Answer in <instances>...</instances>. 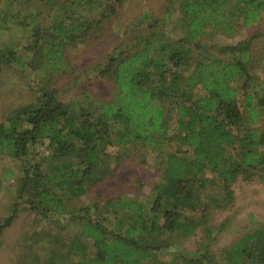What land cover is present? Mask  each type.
I'll return each instance as SVG.
<instances>
[{
  "label": "trees",
  "instance_id": "obj_1",
  "mask_svg": "<svg viewBox=\"0 0 264 264\" xmlns=\"http://www.w3.org/2000/svg\"><path fill=\"white\" fill-rule=\"evenodd\" d=\"M121 1L0 0V30L15 26L28 34L24 50L0 48V70L13 60L21 61L20 54L26 52L30 67L60 72L66 66L67 44L84 40L95 24L80 11L98 10L102 19L115 14ZM6 4L20 9L12 13ZM73 5L80 6L78 15L69 10ZM176 10L180 36L167 38L158 28L162 17L151 18L95 69L96 76L107 77L114 85L113 98L83 93L63 99L57 88L43 85L35 101L12 109L0 121V156L22 162L16 198L45 220L65 214L70 199L104 178L108 146L141 143L155 149L172 143L186 148L164 152L160 183L149 202L130 199L112 204L118 229L102 222L110 201L102 217L79 208L84 212L80 228L63 243L64 253L54 248L48 261L34 264H56L58 259L64 263L70 257H76L75 264H164L155 253L165 245L157 235L194 236L213 211L228 206L239 176L250 181L259 172L264 181V130L250 126L257 122V106L264 105V95L257 97L252 62L245 55L251 38L218 49L238 52V57L193 55L205 48L202 37L207 30L229 34L239 25L258 22L264 0H177ZM42 13L50 17L48 22ZM240 100L249 110L248 122ZM42 145L52 158H59L46 172L33 163ZM206 173L215 180L207 179ZM16 213L14 209L0 221V233ZM21 248L16 264H27L30 254ZM208 248L201 245L194 257H180L178 263L220 264ZM221 257L222 264H264V222L223 248Z\"/></svg>",
  "mask_w": 264,
  "mask_h": 264
},
{
  "label": "rangeland",
  "instance_id": "obj_2",
  "mask_svg": "<svg viewBox=\"0 0 264 264\" xmlns=\"http://www.w3.org/2000/svg\"><path fill=\"white\" fill-rule=\"evenodd\" d=\"M172 2L173 4L170 0H122L116 3L115 14L102 19L98 10L90 13L81 10L80 13L93 20L95 24L89 29L84 40L67 44L64 50L66 66L60 72L43 73L38 65L35 68L30 67L26 52L20 54L21 61L13 60L0 70V121L12 109L35 101L38 90L43 85L57 88L63 99L78 97L83 93V96L90 94L101 100L113 98L114 85L107 77L96 76L95 69L106 62L116 45L123 41H131L130 37L136 31L143 30L155 17H162L163 22L158 24V28L167 38L173 39L180 36L183 31L176 10L177 0ZM33 7L31 6L30 9ZM79 7V5H73L68 8L74 15H78ZM7 8L13 13L20 9V5H8ZM28 8L29 5L26 6V9ZM40 17L45 22L50 20V17H45V13H42ZM138 23L143 25L139 26ZM249 38L251 43L245 55L248 61L252 62V74L257 79H253L257 97H263L264 12L258 22L247 26L239 25L229 34L218 31L211 33L207 30L202 37L205 48L200 51L195 50L193 55L204 59H212L215 56L225 59L238 57V52H220L218 49L224 45H235ZM27 39L28 34L21 27L12 26L0 30V48H14L21 51L27 47ZM240 104L244 111L243 117L248 122L249 110L244 108L242 100ZM257 111V122L250 123V126L262 131L264 130V105L257 106ZM40 147L36 151L38 156L34 158L33 163L37 161L44 171L49 170L58 163L59 158L58 160L52 158L51 151L44 145ZM185 149L172 143L155 149L141 143L108 146L106 151L109 156L104 178L90 186L82 196L70 199L67 202L65 214L62 212L54 214L50 220L40 219L23 200H17V184L22 175V162L11 155L0 156V221L9 217L14 209L17 211L13 222L0 233V264H16V256L20 253L18 249H22L21 245L25 246L30 254L27 264L48 261L52 252L55 251L54 248L59 254L64 253L63 243L67 242L69 236L79 231L81 220L79 217L86 211L89 215L96 213L98 217L99 215L102 217L107 201L111 202L109 213L105 216L106 220L102 222L109 229H118L117 223L112 221V204L130 199L149 202L157 184L160 183L164 152ZM204 176L209 180H215V176L210 174L206 173ZM231 188L233 198L228 206L213 211L194 236L182 238L178 233L156 236L166 245L161 244L155 252L164 264H179L180 257H194L198 248L204 244L209 246V252L214 254L218 262L222 264L224 260L222 261L221 250L236 242L245 232L252 231L264 222L262 175L259 172L252 174L250 181L239 176ZM208 189L210 191V188ZM79 208L86 210L78 212ZM58 221L62 222L58 224ZM220 226L222 227L219 228ZM36 234H38V240ZM53 237L56 239L49 240ZM47 240L49 243L46 246ZM59 241L60 246L57 244ZM87 241H89L90 253L92 252L91 241L90 239ZM58 260L56 264H75L73 261L77 259L70 257L69 261L64 263Z\"/></svg>",
  "mask_w": 264,
  "mask_h": 264
}]
</instances>
